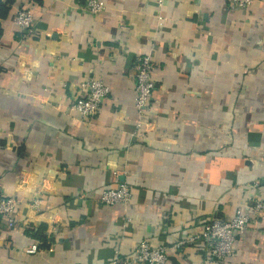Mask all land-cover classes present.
<instances>
[{
  "label": "crops",
  "instance_id": "0c3cea01",
  "mask_svg": "<svg viewBox=\"0 0 264 264\" xmlns=\"http://www.w3.org/2000/svg\"><path fill=\"white\" fill-rule=\"evenodd\" d=\"M104 1L93 15L79 0H32L30 36L14 22L27 0L0 18V199H22L15 227L0 219V264H106L144 239L168 246L167 264H204L203 242H177L264 193V0ZM139 53L157 66L146 126ZM89 77L111 92L87 122L72 104ZM123 183L130 204L98 202ZM234 243L226 264H264V217Z\"/></svg>",
  "mask_w": 264,
  "mask_h": 264
},
{
  "label": "built area",
  "instance_id": "2783aa9c",
  "mask_svg": "<svg viewBox=\"0 0 264 264\" xmlns=\"http://www.w3.org/2000/svg\"><path fill=\"white\" fill-rule=\"evenodd\" d=\"M31 1L27 0L25 5L16 12L14 19L17 29L29 36L36 33L35 17L30 8ZM164 1L158 0L157 2L161 6ZM79 2L83 3L81 8L84 11L93 15H98L107 8L104 0H79ZM253 2L254 0H229V8L234 11L235 9L249 10ZM156 67L152 54L139 53L136 56L134 75L137 81L135 107L139 115L138 126H146L148 123V110L156 84L153 75ZM81 88L84 92L73 102L72 106L82 120L89 122L102 111L104 102L110 95L111 86L102 77H89L81 83ZM132 197L131 187L123 183L117 187L104 189L98 202L108 206L128 205ZM21 203L22 199L14 196L0 199V219L5 218L9 227H15V216ZM27 205H31L38 213L42 208V199L34 197L28 200ZM262 217H264V193L261 198L256 200L250 212L240 209L230 218L214 217L202 231L180 239L176 246L203 242L207 252L204 264H226L229 259L235 256L234 242L237 237ZM127 220L129 221L130 218ZM39 243L36 241L30 244L26 252L28 254L37 253L40 250ZM168 261L169 250L167 245L155 246L144 239L137 244L135 250L130 254H123L120 248H117L113 258L106 264H167Z\"/></svg>",
  "mask_w": 264,
  "mask_h": 264
},
{
  "label": "trees",
  "instance_id": "16d2710c",
  "mask_svg": "<svg viewBox=\"0 0 264 264\" xmlns=\"http://www.w3.org/2000/svg\"><path fill=\"white\" fill-rule=\"evenodd\" d=\"M15 0H0V18H7L11 11V7L14 4ZM21 32V31H20ZM2 33V28L0 26V35ZM1 37V36H0ZM28 234L33 236L35 239L42 242L43 247H47V238L41 231H35L33 229H29Z\"/></svg>",
  "mask_w": 264,
  "mask_h": 264
}]
</instances>
